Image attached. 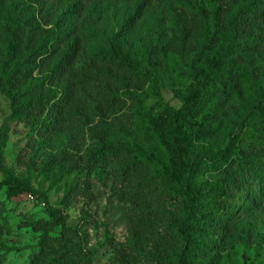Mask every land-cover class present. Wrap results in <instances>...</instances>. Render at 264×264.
Returning <instances> with one entry per match:
<instances>
[{
  "label": "rangeland",
  "instance_id": "obj_1",
  "mask_svg": "<svg viewBox=\"0 0 264 264\" xmlns=\"http://www.w3.org/2000/svg\"><path fill=\"white\" fill-rule=\"evenodd\" d=\"M3 4L7 9L16 5L26 21L18 57L43 50L14 83L18 101H32L24 112L28 119L8 120L11 100L0 89V128L9 127L6 164L35 188L49 191L52 207L82 241L62 255L55 239L62 228L43 200L34 193L9 198L4 188L0 264H69L82 245L87 253L97 251L94 264H166L157 258L170 257L180 247L171 225L175 201L155 185L140 184L147 169L123 180V158L87 161L105 136L141 130L135 101L125 93H143L149 83L119 66L112 55L120 47L137 52L136 46L149 42L154 59L160 61L163 49L190 64L198 50L207 48L205 30L212 14L223 23L231 4L224 0L199 8L196 0H0ZM49 32L62 36L48 44ZM239 42L240 65L255 72L264 63V10L243 24ZM6 55V27L0 25V63ZM239 78L235 74L234 82L212 100L211 106L221 110L215 122L222 126L199 144L225 147L229 120L244 122L246 92ZM163 98L179 110L181 103L170 89L163 90ZM53 105L55 114L48 112ZM153 105L149 101L143 107ZM210 238L216 243L210 253L214 264H264V204L248 208L229 229H213Z\"/></svg>",
  "mask_w": 264,
  "mask_h": 264
},
{
  "label": "trees",
  "instance_id": "obj_2",
  "mask_svg": "<svg viewBox=\"0 0 264 264\" xmlns=\"http://www.w3.org/2000/svg\"><path fill=\"white\" fill-rule=\"evenodd\" d=\"M222 1L196 0V5L214 7ZM226 1L231 8L224 22L221 23L217 13L212 14L205 30L207 48L198 50L190 64L181 54L163 49L160 61L154 59L153 45L149 42L136 46L137 52L120 47L112 55L119 66L149 83L143 93L136 90L125 93L135 101L136 120L141 130L105 136L87 161L100 163L109 158H123L119 167L123 180L137 169H147L148 174L140 184L155 185L175 201L176 215L171 225L180 247L170 257H158L160 263L214 264L210 253L216 243L210 238L211 231L229 229L248 208L256 203L264 204V63L252 73L253 68L239 63L241 27L264 10V0ZM0 25L6 27L7 53L0 63V89L11 100L8 120L20 122L29 118L24 112L30 109L32 101L19 102L14 83L43 50L29 51L23 60L18 57L26 21L16 5L13 9H7L4 4L0 6ZM61 36L49 32L45 43L51 44ZM245 61L250 63L248 59ZM235 74L246 92L242 98L243 108L247 110L244 122L229 120L225 147L213 149L199 144V139L211 136L222 126L220 120L215 122L221 113L220 107L211 106V102L234 82ZM164 89H170L179 99V110L167 106ZM149 101L154 105L149 109L143 107ZM57 110L53 105L48 112L55 114ZM8 140L9 127L5 124L0 128V173L4 176L0 191L6 188L9 198L25 193L38 195L62 228L55 238L61 254L68 253L75 243L82 241L78 230L68 225L52 207L48 190L35 188L13 167L7 166L4 150ZM96 254L97 251L87 253L82 245L67 262L94 264Z\"/></svg>",
  "mask_w": 264,
  "mask_h": 264
}]
</instances>
